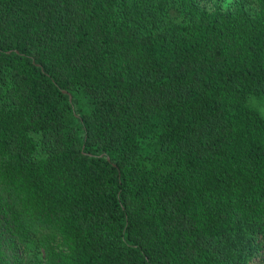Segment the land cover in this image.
I'll use <instances>...</instances> for the list:
<instances>
[{
    "label": "trees",
    "instance_id": "1",
    "mask_svg": "<svg viewBox=\"0 0 264 264\" xmlns=\"http://www.w3.org/2000/svg\"><path fill=\"white\" fill-rule=\"evenodd\" d=\"M0 0V264L264 256V0Z\"/></svg>",
    "mask_w": 264,
    "mask_h": 264
},
{
    "label": "rangeland",
    "instance_id": "2",
    "mask_svg": "<svg viewBox=\"0 0 264 264\" xmlns=\"http://www.w3.org/2000/svg\"><path fill=\"white\" fill-rule=\"evenodd\" d=\"M233 0H224L222 3V7H228ZM205 5L208 8H212L213 1L212 0H204ZM248 104L254 108H256L263 116H264V93L259 96H251L248 98ZM255 264H264V256L262 255L261 258L257 259Z\"/></svg>",
    "mask_w": 264,
    "mask_h": 264
}]
</instances>
